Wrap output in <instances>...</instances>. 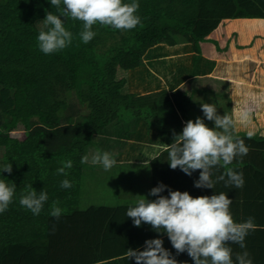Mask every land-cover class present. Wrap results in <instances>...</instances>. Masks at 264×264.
<instances>
[{"label": "trees", "instance_id": "16d2710c", "mask_svg": "<svg viewBox=\"0 0 264 264\" xmlns=\"http://www.w3.org/2000/svg\"><path fill=\"white\" fill-rule=\"evenodd\" d=\"M136 2L141 18L136 28L115 30L96 24L92 29L96 35L85 44L79 36L83 23L61 15L50 0H0V166L12 164V173H0V178L16 185L12 203L0 213V264H135L128 260L127 249L143 250L146 240L159 238L150 225H133L126 216L128 206L80 207L85 189L81 158L87 155L94 132L115 119L128 122L134 117H143L161 130H174L154 119L149 106L132 104V93L121 90L124 78L115 79L118 68L139 66L147 50L159 43L190 42L198 55L212 43L220 54L222 47L213 32L225 19L264 17V0ZM46 12L58 15L73 35L67 48L51 55L37 46V36L45 29L37 21H43ZM185 54L180 48L166 52L168 59L161 60L166 61L167 71H177L180 62L173 58ZM141 71H130V77L138 79ZM72 91L88 112L79 115L74 105L68 107ZM19 125L23 135L12 136L10 131ZM67 160L72 167L65 169L66 176L58 175L57 168ZM174 173L175 181L169 172L159 181L154 175L155 187L159 182L166 185L167 179L169 188L184 187L187 175L180 177L177 169ZM64 179L72 187L62 188ZM29 184L48 194L39 215L19 204ZM179 189L174 190L185 191ZM53 201L63 209L58 220L49 214ZM244 243L246 249L229 245L234 262L235 254L246 250L253 264H264V233L246 237ZM163 246L178 261L194 264L187 253L176 255L172 245Z\"/></svg>", "mask_w": 264, "mask_h": 264}, {"label": "clouds", "instance_id": "9594fccd", "mask_svg": "<svg viewBox=\"0 0 264 264\" xmlns=\"http://www.w3.org/2000/svg\"><path fill=\"white\" fill-rule=\"evenodd\" d=\"M50 4L60 10L61 15L83 23L79 33L83 43H89L96 33L93 26L99 24L111 26L115 30H131L140 24L141 18L136 14L139 4L123 3L122 0H50ZM63 5V7H61ZM45 29L37 36V46L45 55H51L67 48L73 39L62 19L46 12L43 20ZM203 117H196L183 122L180 133L173 130L172 143L167 144V162L171 169L179 168L191 176L199 170V178L194 181V187L214 189L216 181H223L225 187L242 188L243 172H237L229 167L237 157H243L249 152L242 138L235 135L234 121L230 115H220L214 104H201ZM205 119L212 121L214 127L209 128ZM248 133V138H251ZM93 165H102L105 171L113 168L117 161L108 151L97 149L90 160ZM81 163H89V156L84 155ZM57 168L58 175H67L65 169L72 167V161H62ZM222 168L223 173L213 180V169ZM12 173L10 162L0 166V173ZM62 188L72 187L68 179L61 181ZM16 185L5 178H0V213L5 212L12 203ZM167 190V195L162 193ZM148 196L156 197L150 200L145 195H137L134 206H129L126 216L131 218L133 225L139 228L148 224L157 233L166 234L176 255L187 253L194 264H253L248 251L235 254L230 244H238L246 249L244 243L250 230H254V217L249 216L242 222H235L230 211L232 200L227 193L220 192L211 196L193 197L189 192L172 190L162 182L150 189ZM48 194L45 189L37 192L29 184L21 192L19 204L39 215ZM59 201L51 204L50 215L57 220L63 214L58 206ZM160 238L144 242L143 250L128 248L126 256L135 260V264H187L176 259L163 246Z\"/></svg>", "mask_w": 264, "mask_h": 264}, {"label": "crops", "instance_id": "0c3cea01", "mask_svg": "<svg viewBox=\"0 0 264 264\" xmlns=\"http://www.w3.org/2000/svg\"><path fill=\"white\" fill-rule=\"evenodd\" d=\"M234 19H238L237 24H234L236 29L233 25L223 24V27L220 25L213 32V37L219 30L226 33L224 37H215L219 46L222 47L221 52L220 54L217 53L215 46L212 43H208L206 52L203 53L204 62L202 63L204 64V70L218 77V81L234 80L232 84L234 86H231V88H233L232 93L235 101L233 102L232 100L228 110L231 111V117L235 125L233 132L244 140L249 152L243 157L237 156L229 167L237 172H243L244 185L242 188L225 187L223 181H216V178L223 173V169L214 168L212 175L213 180L216 181L214 189L194 187V181L199 178V170L193 172L191 176L187 175L188 181L184 187L170 188H173L172 190L181 188L189 192L193 197L211 196L220 192L227 193L228 198L232 200L230 211L234 221L242 222L249 216L254 217L255 228L250 230L246 237H259L264 233V17ZM185 43L190 42L175 44L182 53H186L179 59L180 64H183L185 60L187 62L192 60V55L187 52V49L185 50L182 47V44L184 45ZM216 61L220 62L218 67L215 66ZM139 67L127 69L129 75L130 71L138 70ZM175 72L177 71H173V73ZM204 78L198 77L197 79L200 81L204 79V82H206V79H209V75L206 74ZM189 102L185 101L178 105L159 102L155 107L142 101L132 102V104L152 107L154 119H156L157 113L163 123L180 133L183 122L189 119L195 120L196 117L204 118L201 107L194 102ZM225 110L227 111L226 107ZM124 123H127L130 132L128 133V138L123 137L122 141L125 142V139L130 143L133 141L136 142L135 145L129 143L128 147L124 145L123 147L125 148H123L124 151L121 152V155H117L116 151L110 152L114 158H120L116 159V165L108 171H105L102 165H96L97 170L101 171L90 173V176L95 179H101L103 175L106 178H116L119 185H121V189L125 187L129 189V192L135 194L134 199L129 202L125 200V202L120 204L121 206L129 207L134 206L135 201L138 199L137 195H140V193L145 196L147 193V197L150 200L156 199V197L148 196L150 189L155 187L154 175H156V179L158 177V181L161 179L159 178L161 177L160 175L165 172H169L170 174L168 175H171L174 181L176 180V175L167 162V144L172 143L173 132L161 130L155 123L147 124L143 117H134L128 122L123 121ZM205 123L209 128L214 127L212 121L205 119ZM249 132L252 134L251 138H248ZM137 133L140 138L135 139ZM124 136L126 135L124 134ZM92 168L94 169V166ZM177 170H179L180 177L185 174L179 168ZM82 176L86 186L91 185L90 182L93 180L90 181L88 179L89 176H87L84 167H82ZM163 181L165 182V179ZM168 181L167 179L166 185ZM122 182L125 183L123 184ZM138 183V188L132 190L131 185H138ZM172 185L177 186L176 184ZM154 236L157 237L155 232ZM164 237V245H171L170 242L168 243L167 235L159 233L160 239ZM173 252L176 253L174 248Z\"/></svg>", "mask_w": 264, "mask_h": 264}, {"label": "rangeland", "instance_id": "374dc122", "mask_svg": "<svg viewBox=\"0 0 264 264\" xmlns=\"http://www.w3.org/2000/svg\"><path fill=\"white\" fill-rule=\"evenodd\" d=\"M237 22L238 19H225L222 21L221 26L223 27V24L233 25V27L236 29V25L234 24H237ZM37 24L38 27L41 28L44 25V22L41 19L37 21ZM214 35L215 37H224L226 33L225 31L223 33L222 30H219ZM119 37L120 36H118V38ZM182 47L185 50L187 49V52L192 55V60L189 62L185 60L183 64L178 66L177 72L175 73H173L171 70L167 71L166 61L161 59H168L167 56L165 57V53L171 52V50L178 48V46L167 45L166 43L154 45L148 49L145 55L142 57L139 65V69L142 68L140 73L141 76L139 75L140 80L139 78L137 79V77L132 79L127 69L119 68L115 75V79L119 80L121 77L124 78V83L121 87V90L132 93L133 103L136 101H142L155 107L157 104H159V102H162L163 104L178 105L185 101H191L189 103L194 102L201 107V104L203 103L210 104L212 102V104L216 106L218 114L224 115L227 113L231 116V111L228 110V107L232 103V100L233 102L235 101L233 99L234 94L232 93L233 88H231V86H234L232 85L234 80L229 79L227 81H218V77H215L211 72L209 73L208 71L204 70V64L202 63L204 62V55L200 54L199 56L197 52L194 51L193 43H185L184 45L182 44ZM173 59H176L175 62H180L179 59L181 58ZM219 63V61H216L215 66L218 67ZM206 74L209 75V79H206V82H204V77ZM198 77H202L204 79L200 81L197 79ZM178 94L179 96L183 95V97L181 96L180 98ZM68 102V107L73 109L72 105H74V110L76 113H79V115L86 113L89 110L84 103L78 100L75 91L68 93ZM225 107L227 108V111L225 110ZM150 110L152 112V107H150ZM64 111L66 112V110ZM64 111H62L63 117ZM63 117L62 121L64 122ZM155 118L159 119L157 113ZM145 122L147 123L146 120ZM124 124L123 121L115 119L107 123L103 129L92 134L93 143L89 144L87 147L89 163H84L83 167L87 176H89L88 179L93 181L90 182L91 185L86 186L85 184L82 198L83 201L80 206L81 208H86L90 205H98L101 203L110 205L112 207H118L120 204L125 202V200L129 202L135 198V194L133 192H129V189H126L125 187L121 189V185H119L116 178H106V176L103 175L101 179H95L94 177L90 176V173H97L101 171L97 170L96 165H93L90 162L92 154H94L97 149L108 152L116 151L115 153L117 155H121V152L124 151L123 148L129 146L128 143L135 145L136 142L133 141H131V143L126 139L125 142L122 141L123 137L128 138V133L130 132L128 130L127 123ZM132 131L134 130L132 129ZM10 133L12 136H22L23 127L19 125L16 129L11 130ZM124 134L126 136H124ZM137 135L138 133L136 134L135 139L140 138ZM124 145L125 147H123ZM114 159L116 160L120 158L115 157ZM92 166H94V169ZM122 183L124 184L125 182ZM138 186L139 183L138 185L132 184L131 188L132 190H136ZM140 195H143V193H140Z\"/></svg>", "mask_w": 264, "mask_h": 264}]
</instances>
